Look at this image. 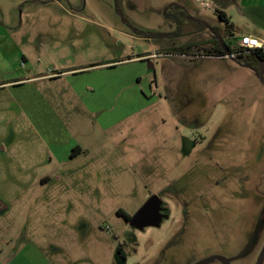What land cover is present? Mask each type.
Here are the masks:
<instances>
[{
	"label": "rangeland",
	"instance_id": "1",
	"mask_svg": "<svg viewBox=\"0 0 264 264\" xmlns=\"http://www.w3.org/2000/svg\"><path fill=\"white\" fill-rule=\"evenodd\" d=\"M227 3L0 0V264H118L120 250L128 264H192L240 255L259 230L232 263L256 264L264 63L182 52L209 35L169 9L223 31L225 10L233 46L264 39V0ZM151 195L172 219L137 233L134 253L117 211Z\"/></svg>",
	"mask_w": 264,
	"mask_h": 264
},
{
	"label": "flooded vegetation",
	"instance_id": "2",
	"mask_svg": "<svg viewBox=\"0 0 264 264\" xmlns=\"http://www.w3.org/2000/svg\"><path fill=\"white\" fill-rule=\"evenodd\" d=\"M222 2H224V0H214V3L215 4H217V6H220V5H218V4H221ZM172 7H175V8H177V10H175V12H177V13H179V15L181 16V17H183V18H186L187 20H189V21H192V22H194V23H197V24H199L202 28H204V30L208 33V35H209V38L208 39H206L202 44H204L203 45V47L206 49V50H211V48L214 46V44H215V46H218L219 48H220V50H221V47H220V39L225 43V45L227 44L226 43V41L224 40L225 38H224V36H227V37H229L228 36V33H227V29H226V31H223V30H221L219 27H216V25L215 26H212V25H209L208 23H206V21L205 20H203V19H201L200 18V14H199V16L198 17H195L194 15H191L186 9H184L183 8V6H180V5H177V4H172V5H170V7H169V9L170 8H172ZM220 7H225V6H220ZM215 11L217 12V14H218V16H219V14L221 13V12H223L222 10H218L217 8H215ZM167 15V14H166ZM221 19V18H220ZM178 22H180V21H182V20H179V18L178 19H176ZM221 21H224L223 19H221ZM229 38H231V37H229ZM228 45H230V46H232V47H236L237 46V43H235V45L233 46V44H231V43H228ZM214 46V47H215ZM227 46V45H226ZM238 47V46H237ZM222 51V50H221ZM226 56V55H225ZM225 56H223V57H216L215 55H211V56H206V57H208V58H216V59H225ZM229 58V57H228ZM229 59H231L232 61H239V60H233L232 58H229ZM243 64V66H245V67H249V65H244V63H242ZM249 69H251V70H254V63H253V67H249ZM192 142V140L190 139V138H186V139H183V141H182V145H183V149H184V147L186 148V150H189L190 149V147H189V145H190V143ZM80 152H82V149H78V152H76V150L75 151H73V155H72V159L73 158H75L76 157V154H78V153H80ZM152 196H155V195H151L149 198H148V200L152 197ZM156 196H158V195H156ZM161 200H162V202H163V205L161 206V208H162V212H160L161 213V215L162 216H169V218L168 219H163V222L161 223V225H160V227H162V225H163V223H166V222H168L170 219H172V217H171V208L169 207L170 205H169V202H166L165 201V199L164 198H162L161 196H158ZM147 200V201H148ZM143 206V205H142ZM142 206H140L139 207V209L142 207ZM183 207V206H182ZM181 207V208H182ZM138 211V210H137ZM137 213V212H136ZM135 213V214H136ZM185 214H186V212H185V210H184V208H182V212H181V215H183V216H185ZM117 215L119 216V217H121V218H123L124 219V221H125V223L127 224V226L129 227V229L132 231V233L134 234V236H135V238L128 244V245H125V244H127V243H124V247H128L129 245L131 246V250H133V252L134 253H137V251H138V248L140 247V244L137 242V239H138V237H137V233H142V232H146V230L147 229H149V228H152V227H149V228H146V229H143V230H139V229H136V228H133V227H131L130 226V222H131V220H132V218H133V216L134 215H130V214H128V212L127 211H125V210H118L117 211ZM160 227H158V228H160ZM109 229L111 230V227H109ZM115 239V238H114ZM123 245H121V247H122ZM125 252V255L123 256V253ZM0 255H2V250L0 249ZM128 256H130V254H128L126 251H122V250H120L119 251V254H118V256H117V262H118V264H128Z\"/></svg>",
	"mask_w": 264,
	"mask_h": 264
},
{
	"label": "water",
	"instance_id": "3",
	"mask_svg": "<svg viewBox=\"0 0 264 264\" xmlns=\"http://www.w3.org/2000/svg\"><path fill=\"white\" fill-rule=\"evenodd\" d=\"M220 47L223 53H225L226 56L230 55L229 48L225 45V43L220 39ZM163 205L162 200L158 196H152L133 216L130 226L139 230H143L149 227L152 228H158L160 227L161 223L163 222V219H168L169 216H162L160 212H162L161 206ZM259 234V230L257 231V234H255L252 242H250L248 248L241 253L240 255H237L235 257L228 258L227 256L223 255H215L210 256L207 258H204L200 261L193 262L192 264H213L216 262H219L220 264H232L234 261L241 259L242 257H245L248 252L250 251L252 245L254 242H256L257 237ZM264 259V246L262 248V251L260 252L259 259H257L256 264H263Z\"/></svg>",
	"mask_w": 264,
	"mask_h": 264
},
{
	"label": "trees",
	"instance_id": "4",
	"mask_svg": "<svg viewBox=\"0 0 264 264\" xmlns=\"http://www.w3.org/2000/svg\"><path fill=\"white\" fill-rule=\"evenodd\" d=\"M226 2V6H227V0L225 1ZM219 17L221 19L224 20V23L226 24V28H227V33H228V36L231 37V38H235V34H234V27L232 24H230L231 22L227 19L226 15L224 14V12H221L219 14ZM239 40V38H238ZM238 40L237 43H238ZM227 47L229 48L230 52H238L240 53L239 57H237V60H242V63H244V65H249V67H253V63L254 62H258V63H264V53H261V52H258V51H254V52H247L246 50H243L242 48L240 47H235V49L232 48V46L226 44ZM215 46V44H214ZM212 47L211 50H206L205 48H200L198 45L196 44H190V45H187L186 47L184 48H181L180 50L182 52H185V53H189L190 51H194L196 53H198L199 55L202 54V52H204V55L202 56H213L215 55L216 57H223L225 56V53H223L220 48L218 46H215V47ZM249 51V50H248Z\"/></svg>",
	"mask_w": 264,
	"mask_h": 264
},
{
	"label": "built area",
	"instance_id": "5",
	"mask_svg": "<svg viewBox=\"0 0 264 264\" xmlns=\"http://www.w3.org/2000/svg\"><path fill=\"white\" fill-rule=\"evenodd\" d=\"M237 46L246 50L247 52H254L258 51L264 53V39H260L258 37L250 36V35H243L239 37ZM249 50V51H248ZM240 53L238 52H230L229 56H225V58H232L233 60H237Z\"/></svg>",
	"mask_w": 264,
	"mask_h": 264
},
{
	"label": "crops",
	"instance_id": "6",
	"mask_svg": "<svg viewBox=\"0 0 264 264\" xmlns=\"http://www.w3.org/2000/svg\"><path fill=\"white\" fill-rule=\"evenodd\" d=\"M225 1H226V0H224V2H222L221 4H218V5H220V6H226V2H225ZM222 11H223L224 14L226 15L227 19L231 22L230 24L233 25L234 30H235L236 27H235V25H234L233 18L229 17V15L226 13L225 10H222ZM243 35H250V36L257 37V36H256V33H246V34H243ZM258 38H259V37H258Z\"/></svg>",
	"mask_w": 264,
	"mask_h": 264
}]
</instances>
